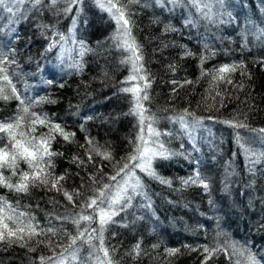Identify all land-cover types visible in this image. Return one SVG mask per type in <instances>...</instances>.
<instances>
[{"label": "trees", "instance_id": "16d2710c", "mask_svg": "<svg viewBox=\"0 0 264 264\" xmlns=\"http://www.w3.org/2000/svg\"><path fill=\"white\" fill-rule=\"evenodd\" d=\"M6 5L13 11L0 6V67L7 69L19 99H0V122L24 115L27 124L35 112L75 133L70 141L59 134L51 141V151L62 155L52 157L55 168L50 171L64 176L58 185L63 190H49V185L18 193L0 187V196L18 204V212L34 217L37 232L60 230L56 236H36L29 243L35 251L0 243V264H41L40 256L55 253L59 259L70 243L65 233L76 234L71 218L100 187L94 180L115 186L122 178L108 179L139 131L137 116L130 114L133 96L123 91L137 81L127 80L132 65L122 61L131 53L117 46L116 22L96 0L71 5L66 0L54 5L52 0H6ZM126 12L151 82L144 107L157 117L159 139L174 155L153 162L170 184L135 170L143 189L130 190L128 206L107 226L106 246L115 248L118 264H204L203 247L217 245L225 251L206 264H246L249 252L264 264V157L251 154L264 151V140L250 131L264 128V0H198L195 5L191 0H140L128 4ZM224 64L238 66L228 74L231 84L212 78ZM22 107L29 113H22ZM36 127L37 136L48 132ZM86 137L101 151H110L112 159L93 151L90 161ZM20 169L27 165L21 162ZM197 172L207 189L182 183ZM64 191L80 196L73 195L70 203ZM137 243L139 256L132 251ZM168 248L180 251L169 257ZM87 255L86 245L77 261L65 252V264H81Z\"/></svg>", "mask_w": 264, "mask_h": 264}, {"label": "snow or ice", "instance_id": "6c2138e0", "mask_svg": "<svg viewBox=\"0 0 264 264\" xmlns=\"http://www.w3.org/2000/svg\"><path fill=\"white\" fill-rule=\"evenodd\" d=\"M37 3L40 0H36ZM71 5L77 3L78 0H66ZM140 0H96L97 5L107 11L112 19L115 20L117 28L113 35V39L117 41V46L123 48L125 51L131 53V55L122 63H131V74L127 78L128 81H137V84L133 87L124 88L123 91L131 93L133 96V107L130 110V114L137 116L139 131L134 141H131V151L127 156L121 157L120 161H117V167L115 168V174L108 177L111 181H116L118 176H122V182L117 185L109 183H101L99 180H94V183L100 184V187L93 189V194L81 204V212L73 215L72 223L76 226V234L65 233L70 239V243L67 247L58 254L59 259L53 256H40L39 260L41 264H65L67 259L64 256L65 252H68L72 261L80 259L81 248L85 245L88 247V255L81 264H118V261L114 259L115 248L106 246L104 233L107 230V226L111 223H115L114 217L118 215L119 211H122L128 206L129 202L133 198L130 194H135L138 190L143 189V184L139 176H136L135 170L139 169L149 177L159 180L161 183H171L166 178L160 177L155 168L153 162L156 159H169L171 153L165 148L164 143L159 139L162 135L157 130L155 124L157 123V117L155 114H147L148 109L144 107V101L150 99L148 95V89L151 87V82L148 78L147 72L143 66V55L140 52V46L136 43L135 38L132 36L131 19L126 12L128 4L139 3ZM157 3H162V0H156ZM195 5L198 0H191ZM53 5L57 3V0H52ZM0 6L7 7L6 0H0ZM7 11L12 12L11 7H7ZM65 11H71V8H66ZM191 54V53H187ZM203 60V58H202ZM4 63L3 59H0V65ZM237 65L224 64L218 69L213 70V80L226 81L231 84L230 73L237 70ZM239 67L243 68L241 64ZM206 74V73H202ZM143 81L141 85L140 82ZM175 84L176 81H173ZM191 83V81H186ZM242 87V85H240ZM16 88L12 85V81L9 78L7 69L0 67V99L9 100L12 98L19 99L16 95ZM219 95V93H217ZM23 105V100L20 101ZM21 112L24 114L29 113V108L22 107ZM185 114L193 115L185 110ZM32 119L25 124V116L19 115L14 119L0 122V187L9 189L10 191L28 193L30 187L49 186L50 189H56L58 191L63 190V186L59 185V182L64 179V176H54L53 171L55 165L52 161V157L56 155H62V153H55L51 151V141L55 139V134H59L65 141H70L75 133L65 132L64 128L60 124H53L47 116H38L35 112L31 113ZM180 122L184 123V116L179 117ZM236 128L248 127L242 122L223 121ZM195 125H199L201 121L196 119L193 121ZM36 125L47 127V133H40L38 136ZM187 126V125H185ZM250 131L260 134V139L264 140V128L250 129ZM86 141L92 147L88 149V159L91 161V152H95L96 155L101 156L103 159L111 160L112 154L108 150L101 151L100 146L95 145L92 139L86 137ZM83 147V145H81ZM245 153H251V150L245 148ZM256 155L257 158L264 157V151L260 153H251ZM23 162L27 165V169H20V163ZM83 163V161H80ZM122 162V163H121ZM255 163V161H251ZM5 172H10V175H5ZM18 176L16 182L12 181V177ZM182 183L187 184H201L205 189L208 188V184L200 177L199 172L194 176H190L187 179H182ZM64 196L70 203H74L73 195L79 197V192L69 193L63 192ZM8 202V200L0 196V243H7L11 246L13 243H18L21 247H27L29 251H35L34 247H29V243L36 237L42 234L51 233L56 236L60 231L49 227L46 231L41 230L37 232V225L33 223L34 217L27 216L23 212H18L16 208ZM91 209V213L87 210ZM59 219H68V217H60ZM86 222V226L81 227V223ZM96 224V227H92ZM80 241L78 245L77 242ZM42 243V241H37ZM52 240L48 241V246L51 247ZM60 246L59 243L56 245ZM157 247V245H153ZM234 247V246H233ZM194 250V249H193ZM132 251L139 256L141 253V246L139 243L133 246ZM169 257L175 256L179 253L178 248H168L165 250ZM225 251L220 245L214 248L207 246L203 247V252L207 253L205 257L210 259L214 254ZM235 251V249H234ZM131 255V253H129ZM135 258V257H133ZM246 264H259L254 254L248 253Z\"/></svg>", "mask_w": 264, "mask_h": 264}, {"label": "rangeland", "instance_id": "374dc122", "mask_svg": "<svg viewBox=\"0 0 264 264\" xmlns=\"http://www.w3.org/2000/svg\"><path fill=\"white\" fill-rule=\"evenodd\" d=\"M119 182H122V178L119 180Z\"/></svg>", "mask_w": 264, "mask_h": 264}]
</instances>
